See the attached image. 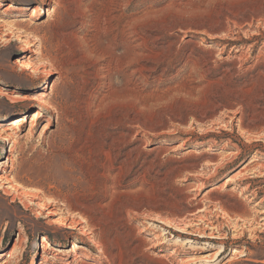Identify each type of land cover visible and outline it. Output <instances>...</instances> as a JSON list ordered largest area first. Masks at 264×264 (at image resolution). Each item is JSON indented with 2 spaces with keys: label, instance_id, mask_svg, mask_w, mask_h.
<instances>
[{
  "label": "rangeland",
  "instance_id": "1",
  "mask_svg": "<svg viewBox=\"0 0 264 264\" xmlns=\"http://www.w3.org/2000/svg\"><path fill=\"white\" fill-rule=\"evenodd\" d=\"M0 133V264H264V0H0Z\"/></svg>",
  "mask_w": 264,
  "mask_h": 264
},
{
  "label": "bare ground",
  "instance_id": "2",
  "mask_svg": "<svg viewBox=\"0 0 264 264\" xmlns=\"http://www.w3.org/2000/svg\"><path fill=\"white\" fill-rule=\"evenodd\" d=\"M24 46H25V48L26 49H29L30 48V46H29V43L28 42H25L24 43ZM128 49H129V51H131V53H130V55L128 56L129 58V60L130 61H134V60H136V58H137V53L135 52V51H132L131 49H130V46L128 47ZM29 65L26 63V65H25V67H28ZM30 67V69H31V71H33V68L31 67V66H29ZM38 105H42V104H44V102H45V100H44V97L42 96V95H37V97L35 98V100H34ZM40 113H39V111H37V112H35L32 116H31V120H30V123L33 125V123L37 120V118H38V115H39ZM23 122H24V114L23 115H21V116H18V117H16V118H14V119H12V129L15 131L16 129H20V127H21V125L23 124ZM0 138H2V139H5V137H4V135L2 134V133H0ZM12 164V163H11ZM6 181V180H5ZM6 183H8L7 185L11 188V189H13V190H15V189H17V186H16V184L13 182H11V181H7ZM41 207V206H40ZM80 235H82V236H86L87 237V241L92 245V246H94V245H96V242H95V240L94 239H92V238H90L89 236H87L86 235V233L83 231V230H81L80 231ZM48 245H50V243H49V240L47 239V238H43V247H47ZM75 247H80L79 245H77L75 242H74V245H73V248H75ZM102 252V251H101ZM32 264H34V262L32 263Z\"/></svg>",
  "mask_w": 264,
  "mask_h": 264
},
{
  "label": "trees",
  "instance_id": "3",
  "mask_svg": "<svg viewBox=\"0 0 264 264\" xmlns=\"http://www.w3.org/2000/svg\"><path fill=\"white\" fill-rule=\"evenodd\" d=\"M47 238L50 242H53V238L50 235H47Z\"/></svg>",
  "mask_w": 264,
  "mask_h": 264
}]
</instances>
